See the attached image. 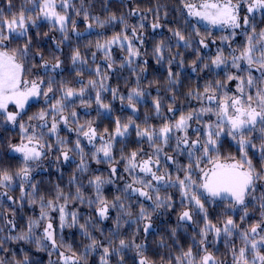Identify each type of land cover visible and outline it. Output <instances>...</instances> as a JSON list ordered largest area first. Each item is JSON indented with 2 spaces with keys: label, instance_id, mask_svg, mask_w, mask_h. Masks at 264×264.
<instances>
[{
  "label": "snow or ice",
  "instance_id": "obj_1",
  "mask_svg": "<svg viewBox=\"0 0 264 264\" xmlns=\"http://www.w3.org/2000/svg\"><path fill=\"white\" fill-rule=\"evenodd\" d=\"M32 6H22L18 12H12L11 0H8L9 11L5 14L0 8V122L19 129L20 141L16 144H9L10 151L18 154L20 164L14 171L11 169H0V189H10L16 179L20 182L21 198L27 196L30 204L39 202L40 216L38 219H29L27 229L16 231L13 220L5 218L6 226H9V234L0 240V252L5 251L4 245L8 241L35 243L38 251L48 250L49 245L51 256L59 247L65 251L59 252L60 264H87L89 252L102 249L100 264H111L110 258L116 256L119 264H123L126 250H134L138 257L137 264H154L145 254L146 245L138 243L134 238L122 237L120 229L123 223L129 221L124 217H131L133 212L131 206H126L121 196L117 195L112 201L105 198L103 194L105 185H113L117 179L122 178L116 166L122 160L123 171L127 173L131 182H125V199H132L134 196L143 198L144 201H151V211L143 203L140 204L139 212L134 224H143L142 231L147 236L153 228L152 215L159 209L170 210L174 207L171 195L161 196L171 188L179 192L182 211L179 213L176 228L171 229L172 237H176L177 228L187 224L197 223L194 217L199 216L203 226L200 227L198 236V251L194 252L193 247L181 248L179 254L174 257L175 264H224L223 261L211 252L208 248L209 237H213L211 243H217L221 236L225 238L226 246L232 254V264H264V193L256 196L258 185L264 182V29L257 31L255 26L256 14L264 17V0H181L186 17L203 23L207 27L206 35L201 37L199 28L191 25L195 36L201 37L197 43L196 55L199 58L200 49H208L207 36L211 35L212 29H228L229 34L220 38L221 45H226L228 51L225 54V47H217L216 53L208 57V62L200 60L202 68H198L196 62L192 64L193 72L223 70L224 79L207 80L203 88L189 90L186 97L189 101H197L199 107H192L190 110H181L175 107L176 96H172L168 104L167 112L172 114L164 116L159 127L150 124L147 119L141 127L131 117L127 121L115 120V128L112 132L104 129L99 133L93 126L92 121L81 124L78 114L72 110L71 102L76 97L81 98V104L90 106L91 100L84 101L88 89L96 91L95 103L105 112H111V105L102 99V92L111 91L113 100L119 98L121 103L127 100V105L132 112L137 111L136 104L145 96L144 91L139 87L132 88L127 97L120 95L118 89H109L106 81L109 77L107 72L102 73L99 66L95 68V75L103 77L102 80L89 79L87 84L78 81L79 89L69 85L67 81L59 82L55 77L47 81L41 78L26 79L27 69L25 60L30 53L32 38L28 35L29 26L37 27V21H47L51 28L62 35L59 41L54 40L56 48L60 49L61 44L69 39V31L77 36L81 33L76 31V22L69 15V9L75 11L77 16L83 14L85 21L90 19L87 10L84 8L83 0H80L81 7L76 9L72 0H27ZM245 14L241 16V10ZM131 12L130 15H136ZM186 18V23H190ZM100 27L106 23H115L118 19L124 25L125 31L114 35L110 40L103 43L97 41L95 47L102 52L107 62V69L113 70L116 61L112 57L111 49L114 46L120 47L126 53L120 67L131 68L136 74L137 67L140 73L147 70V60L142 62L143 66H135V62L141 56L140 48L143 46L144 38L138 35V31L144 28L141 23L139 28L132 26L131 34L127 33L129 25L123 17L110 15L107 20L101 21L98 17L92 18ZM143 19V17L141 18ZM71 26V27H70ZM88 29L93 24H88ZM159 23H153V30L160 28ZM237 30H244L246 43L240 48H233L232 41L240 34ZM47 36V33L44 34ZM179 46L183 43L185 48H190L191 38L186 37L181 31H173ZM17 37L26 38L24 46L10 48L9 44ZM215 44L216 41L212 40ZM139 45V46H138ZM170 50V49H169ZM165 45L163 41L154 49V56L157 62L164 60L163 53ZM179 56V53H177ZM96 54L92 53L93 62ZM175 59V58H173ZM39 66L48 71L56 72L61 69L62 61L57 57L55 63L49 68V62L41 56ZM73 66L84 65L87 60L81 55L80 50L74 49L71 55ZM172 63V59L168 61ZM35 66V65H34ZM184 66L183 59L180 60V67ZM234 69L235 71H231ZM243 73V74H241ZM258 73V75H256ZM78 77L83 75L82 69H77ZM179 73L168 71L169 82L177 85ZM235 82L234 91L228 87ZM169 91H172L170 88ZM51 94V95H50ZM59 99H56V95ZM43 98L45 107L39 112L28 117L24 121L26 107L30 100ZM54 100V102H53ZM154 112L157 118L162 115V104L159 98L153 100ZM67 113V114H66ZM99 115V112L97 113ZM204 117H208L207 120ZM214 117V119H213ZM36 122V123H33ZM202 127L193 128L192 125ZM63 124L69 132H75L76 139L73 146L70 142L59 137V128ZM70 125H75L71 127ZM135 130V136L139 143H147L151 152H144L137 148L125 152L120 150L119 160L114 156L115 145L123 143L121 138L130 135V130ZM191 129V135L189 130ZM46 136H55V144L49 143ZM92 145L94 151L90 157L82 147V139ZM230 138L236 145L239 156L232 154L223 155L222 138ZM175 155H169L165 149L173 142ZM99 141V147L95 146ZM58 152L57 161L69 162L71 154L80 157L77 171L84 175L89 171L87 159L90 158L97 164H108L110 166L107 178L101 175H94L87 179L88 187L95 193V198H90L83 191L84 184L78 181L73 175L70 184L75 185V193L65 192L59 185L56 186L55 195L51 199L38 196L37 183H33L32 173L34 165L47 159L50 152ZM186 155L188 163L181 164L178 156ZM167 162L164 171H161V157ZM259 157V167L254 162ZM168 164L176 166L177 175L168 171ZM182 173L183 175H180ZM25 186L31 188L30 193H25ZM8 196V191L0 192V199ZM255 202V205L250 203ZM226 203L228 211L224 213V219L219 223L214 222L209 216L208 205L217 201ZM69 201H78L81 204L87 203L90 208L95 209L96 222L93 219L81 224L77 212H67ZM259 220L248 223L243 227L249 217L250 208L257 207ZM110 210H115V230L106 237V244L92 234L89 225L97 229L103 235V230L98 228V223L110 219ZM242 213L239 222L234 219L235 213ZM58 213L59 228L62 231L65 227L72 228L79 226L80 232L88 243L84 246V252L78 254L71 245L57 244L56 229L53 224L51 213ZM44 221L43 233L35 236V229L40 227ZM4 228H0L3 232ZM139 229L137 233H139ZM241 242L237 248L228 243L233 238ZM196 241V237H192ZM45 241L47 243H45ZM164 241H161V245ZM14 264H30L25 254L23 260L15 259L12 253ZM0 264H10L3 256H0ZM50 264L52 262L50 261ZM167 264H173V258H169Z\"/></svg>",
  "mask_w": 264,
  "mask_h": 264
},
{
  "label": "trees",
  "instance_id": "obj_2",
  "mask_svg": "<svg viewBox=\"0 0 264 264\" xmlns=\"http://www.w3.org/2000/svg\"><path fill=\"white\" fill-rule=\"evenodd\" d=\"M12 12H18L22 6L28 7L30 3L27 0H11ZM72 3L76 9H80V0H72ZM84 8L87 10L90 19L85 21L83 14L77 16L75 11L69 9V15L76 22V31L81 33L77 36L75 33L69 31V39L61 44L60 49L56 48L54 40L59 41L62 39L61 33L55 31L51 28L49 23L43 22L39 23L37 27L29 28L28 35L32 38V44L30 45L29 56L25 60V68L28 70L26 79H36L41 78L47 81L50 77H55L57 81V86L61 81H67L70 86L79 89L78 81H82L87 84L89 79L102 80L103 77H97L95 75V68L100 67L101 72H107L108 79L103 81L109 87V89H118L120 95L127 97L132 88L137 87V79L139 77V87L144 91L145 96L140 99L136 104L137 111L132 112L131 108L127 105V100L123 103L119 98L113 100L111 91L102 92V99L105 103L111 105L112 111L105 112L100 109L95 103L96 91L93 89H88L85 96L82 98L84 101L91 100L90 106L87 104H81V98H74L72 110H75L78 114V119L81 124L86 121H92L93 126L98 129L99 133H103L104 129H108L112 132L115 128V120L118 118L121 122H125L129 117L134 119L136 123L140 124L141 127L144 126L145 120L157 127L162 123L164 116H170L172 114L167 112L168 104L171 102L172 96H176L175 107L181 110H190L192 107H199L197 101H189L186 94L189 90L196 89L197 87L203 88L207 80L213 79H224L223 70H215L212 72L201 71L193 72L192 64L195 61L198 68H202L200 60L208 62V57L213 56L216 53L217 45L221 43L220 38L226 34V32L212 31L210 36H207V42L209 43L208 49H200L199 58L196 55V49L199 47L197 41L206 35L205 29L199 27L201 37L195 36L192 28H189L188 23H186L185 18L182 16V4L181 0H83ZM0 8L4 9L5 14L8 13V0H0ZM131 12H137L136 15H130ZM115 14L118 18L123 17L127 24L129 25L127 33L131 34V27L135 26L139 28L141 23L144 24V28L138 31V35H142L144 38L143 46L140 48L141 56L135 62V66H143L142 62L147 60V70L140 73L139 67H137V72L134 74L131 68L125 66L121 68L119 65L124 60L126 53L120 49L118 46H114L112 51V57L116 61V65L113 70L107 69V62L105 61L102 52L98 51L95 47L97 41L103 43L105 40H110L114 35L125 31L124 25L119 22V19L115 23H106L104 27H100L96 24L94 17H98L101 21L107 20V18ZM143 17V19H141ZM256 18V17H255ZM257 31L264 29V17L256 19ZM93 24V27L88 30V24ZM159 23L160 28L153 30L152 24ZM71 27V26H70ZM179 30L186 37L191 38L192 46L190 48H185L183 43L177 46L178 42L173 36V31ZM47 33V36L44 34ZM242 36L237 35L232 41V47L235 48L237 40H241ZM26 38L17 37L9 44L10 48L23 47ZM215 40L216 43H211ZM163 41L165 45V51L163 53L164 60L157 62L154 56L155 47ZM139 46V45H138ZM79 49L81 55L87 60L84 65L73 66L71 63V55L74 49ZM170 49V50H169ZM227 47L225 48V54H227ZM92 53L96 54V59L93 62ZM179 53V56H177ZM43 56L44 60L49 62V68L55 63L58 57L62 61L61 69H57L56 72L48 71L41 68L39 65L43 63L41 60ZM175 58V59H173ZM172 59V63L169 64L168 61ZM183 59L184 66L180 67V60ZM35 65V66H34ZM77 69L83 70V75L78 77L76 75ZM171 69L174 73H179L177 85H172L169 82L168 71ZM231 71H235L231 69ZM258 75V73H256ZM235 82L228 85L230 89L234 91ZM172 91H169V89ZM51 95V94H50ZM56 99H59L57 94ZM159 98L162 104V115L157 118L154 107L153 100ZM54 102V100H53ZM45 107V102L43 98L38 99L35 102H31L26 107V114H24V121L28 120L29 116L39 112ZM99 112V115L97 114ZM67 114V113H66ZM205 120L208 117H204ZM36 123V122H33ZM193 125H196L193 123ZM75 127V125H70ZM196 127H202L196 125ZM59 137L61 139H66L70 142L69 146L74 145L76 139L75 132H69L63 124L59 128ZM49 143L55 144L56 138L54 136H46ZM83 143L82 147L85 149V153L90 157L91 153L94 151L92 145L88 144L81 137ZM123 143H117L115 145L114 156L117 160L120 157L121 148L125 152L136 150L137 148H142L144 152L150 153L152 150L149 148L147 143H139L137 137L135 136V130H130V135L121 138ZM20 141V132L18 127L11 128L0 122V169H11L15 170L19 167L20 158L13 155L10 151L9 144H16ZM96 147H99V141L94 142ZM223 147L221 148V153L223 155L232 154L234 156H239L237 145L229 138H222ZM175 147L174 139L170 143L169 147L165 151L169 155H175L173 149ZM58 152H50L47 159H43L39 162V166L34 165L35 171L32 173L33 183H37L38 196H44L46 199H51L55 195L56 186L59 185L66 193H75V185L70 184V180L73 175L78 178V181H82L84 184L83 191L85 195L90 198H95V193L88 187L87 179L94 175H101L105 178L108 177L110 166L108 164H97L90 158L87 159L89 165V171L81 175L77 171V165L80 163V157L71 154L72 159L69 162L57 161L56 156ZM177 159L181 164H187L188 159L186 155L178 156ZM259 167V157L256 156L254 161ZM123 161L121 160L116 166L118 172L120 173V179L116 180L113 185H105L103 194L106 199L112 201L117 195L121 196L124 200L126 206L130 205L133 215L131 217H124V220L129 221L128 223H123L120 229L122 237L128 239H135L138 243L143 242L146 245L145 254L153 261L154 264H167L169 258H173V264H175L174 257L179 254L181 248L187 249L189 246H194V252L198 251V232L200 227L203 226L201 218L199 216L194 217L197 223L187 224L185 226L177 228L176 237L173 238L171 234V229L176 228L179 220V213L182 211L181 203L179 200V192L175 189L169 188L166 192L161 191V196L171 195L173 197L174 207L170 210L159 209L152 215L153 228L145 236L142 231L143 224H134L131 221L135 220L140 204L143 205L151 211V201H144L143 198L133 197L132 199H125L126 193L124 192L125 182H131L130 177L127 173L123 171ZM167 162L161 157V171H164L165 164ZM168 171H170L175 178L177 175L176 166L174 164H168ZM180 175H183L180 173ZM8 191V196L12 197L9 200L7 197L0 199V228H4L3 232H0V240L9 235H15L16 232L9 233V226L5 224V218L13 220L16 225V231L26 230L29 219L36 220L40 216L39 202L36 204H30L27 196L23 199L21 198L20 182L18 179L14 181L10 189H0V192ZM31 188L25 186V193H30ZM264 193V182L258 185V190L255 193L256 196H260ZM250 203L255 205L254 201ZM210 218L219 223L224 219V213L228 211L226 203L217 201L213 205H208ZM67 212H77L79 216V222L81 224L90 218L93 219L95 223L97 218L95 217V209L90 208L87 203L81 204L78 201H69L67 204ZM53 219L54 228L56 229L57 244L62 243L67 246L71 245L73 250L78 254L84 252V246L88 243L87 239L83 237L80 232L79 226L68 228L65 227L62 231L59 228L58 213H51ZM110 219L106 221H101L98 223V228L103 230V235L97 229H93L92 225H89V229L92 234L96 236L101 241L106 244V237L108 234L115 230V217L117 212L115 210H110ZM242 215L241 212L237 211L234 215V219L239 222V217ZM259 220L258 206L251 207L249 217L243 227H247L248 223H252ZM44 221H41L40 227L35 229V236L39 237L43 233ZM140 230L138 234L137 230ZM196 237V241H193L192 237ZM213 237H209L210 243L208 248L213 254L218 258V260L223 261L224 264H232V254L229 248L226 246L225 238L221 236L220 240L213 244L211 243ZM161 241L164 244L161 245ZM45 243H47L45 241ZM228 243L239 247L241 242L238 238H233ZM5 251L0 252V256L9 260L11 264L13 262L12 253H15V259L23 260L25 254L29 258L30 264H60L59 262V252L65 251V248L59 247L57 251L53 252L50 256L49 251H51V246L49 245L48 250L38 251L35 243H25L17 242L13 243L8 241L4 245ZM102 254V249H97L95 252H89L87 255V264H100V255ZM111 264H119V259L116 256L110 258ZM138 257L134 250H126L124 256L123 264H137ZM83 264V262H82Z\"/></svg>",
  "mask_w": 264,
  "mask_h": 264
},
{
  "label": "rangeland",
  "instance_id": "obj_3",
  "mask_svg": "<svg viewBox=\"0 0 264 264\" xmlns=\"http://www.w3.org/2000/svg\"><path fill=\"white\" fill-rule=\"evenodd\" d=\"M57 3H59V0H57ZM32 5L30 4L27 8H30ZM245 14V12H244V9H242L241 10V16H243ZM182 16L185 18V20H186V12L183 10V7H182ZM260 17H261V15L260 14H256V18H255V25H256V19H260ZM187 19H189V21H190V23H188V26H189V28H191V25H196L198 28L199 27H201V28H206L207 26L205 25V24H203V23H198L196 20H194V19H191V18H187ZM43 22H47V21H43V20H38L37 21V25L39 24V23H43ZM48 23V22H47ZM29 28H32L31 26H29ZM88 30H90V29H87V32H88ZM212 31H220V32H226V34H229V31L230 30H228V29H219V28H215V29H212ZM238 31V33H240V34H238V35H241L242 36V39L241 40H237V43L235 44V48H240V47H242L245 43H246V37L242 34L243 33V31L244 30H237ZM218 47H225L226 48V45H221V43H219L218 45H217ZM241 74H243V73H241ZM35 101H37V99H33V100H30L29 101V104L31 103V102H35ZM28 104V105H29ZM71 104H72V107H73V102H71ZM213 119H214V117H213ZM6 126H9V127H11V128H13L11 125H7V124H5ZM192 127L193 128H196V125H192ZM189 133H190V135L192 134L191 133V129L189 130ZM55 137V136H54ZM56 138V137H55ZM174 139V138H173ZM230 139V138H229ZM12 153V152H11ZM13 155H15V156H17V157H19V155L18 154H14V153H12ZM20 158V157H19ZM179 198V200H180V196L178 197ZM67 209V208H66ZM69 213H71V212H69ZM4 238V237H3ZM2 238V239H3ZM1 239V240H2ZM12 242V241H11ZM22 242V241H21ZM13 243H17V242H13ZM9 261V260H8ZM10 262V261H9ZM11 264V263H10Z\"/></svg>",
  "mask_w": 264,
  "mask_h": 264
}]
</instances>
